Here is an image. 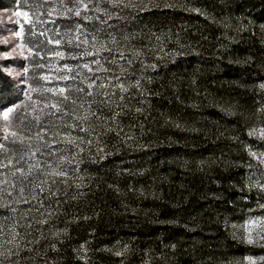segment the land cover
Listing matches in <instances>:
<instances>
[{
	"label": "trees",
	"instance_id": "16d2710c",
	"mask_svg": "<svg viewBox=\"0 0 264 264\" xmlns=\"http://www.w3.org/2000/svg\"><path fill=\"white\" fill-rule=\"evenodd\" d=\"M84 3L77 17L70 0H0V10L28 14L25 57L5 61L21 78L0 66V110L30 105L29 86L68 85L77 101L65 106L68 116L40 113L54 153L41 146L45 154L32 158L42 172L17 179L16 155L0 152V164L12 159L0 167V264H246L264 255L231 227L264 203V167L250 155L264 153V139L248 134L264 128V0ZM78 24L89 44L69 49ZM41 31L53 39L58 31L66 56L83 48L99 55L61 60ZM64 64L75 79H56Z\"/></svg>",
	"mask_w": 264,
	"mask_h": 264
},
{
	"label": "snow or ice",
	"instance_id": "6c2138e0",
	"mask_svg": "<svg viewBox=\"0 0 264 264\" xmlns=\"http://www.w3.org/2000/svg\"><path fill=\"white\" fill-rule=\"evenodd\" d=\"M61 4L64 3V0H60ZM71 3L75 5H79V7L75 8V11L73 8L69 7L67 8L68 12H73L74 15L79 17L81 16V10L82 7L84 10L88 9V4L84 3V0H70ZM89 3H91V0H89ZM198 11V10H197ZM24 15L27 17V13H24ZM51 15V13H49ZM83 19L87 20L90 19V17L84 16ZM262 28H264V25H261ZM75 35L73 39H69L64 42L65 46L69 49H81L82 46L88 45L89 40L87 37V34H83L84 38L81 40V25H76L75 27ZM99 31V30H98ZM33 35H37V33L33 32ZM67 35V33H65ZM38 36H42L45 38L48 44H54L57 48V50H50L51 55L63 60L66 58L70 59H78L79 56L82 55H99V49L94 53L92 51H89L87 48H83V51L79 54L74 53V51H69L66 53L64 51L58 50L62 44V39L60 38V34L57 31L55 33L56 39H53L50 36H47L45 31H41L38 33ZM45 40H37V45H43L45 43ZM93 42H95L96 37H92ZM75 41V43H74ZM35 46V45H34ZM103 47V46H102ZM104 51H111V49L103 48ZM31 52L32 50L29 49ZM36 56H40V52H35ZM123 57V53L120 54ZM95 64H99L98 60L93 61ZM44 65H40V67H43ZM82 67L88 69L89 72H92L93 69L88 65L84 64ZM153 69H155V65L151 66ZM63 69L67 70V73L65 75L56 77L58 80H68V79H75V77L70 76L69 74L73 72V67L64 64L62 65ZM42 80L48 82L49 84L52 83L51 77L45 75L41 77ZM116 79H119L117 77ZM95 81L88 84V88L91 89L94 85ZM139 83V82H137ZM98 87H104L103 84L99 85ZM120 88L122 91L126 90L124 88L123 84H120ZM259 88L261 90H264V82L259 84ZM77 92H83L82 88H77ZM37 92L39 93L40 97H43V100H33L31 93ZM25 95L28 97V100L31 101L30 105H23V106H13L8 107L6 109L0 110V119L4 121L3 125V131L6 133L2 139L5 141H8L9 143L6 145L4 143H0V152L5 153H14L16 155V165H20L19 167L13 165L14 170L12 171V176L16 177L17 173H19V177L17 179H23L25 181L29 180L30 177L33 176L34 172H42L43 170L40 167V161L37 159L35 163L31 162L32 158L36 157L37 153H41V155H44V152H41V146L44 149H48L47 155L51 156L53 155V151L51 150V143L45 139L46 136L49 135L51 128L49 126H45L42 123V117L40 113H43L45 116H51L56 114H61L63 116H68L70 113L66 110V105H76L77 101L75 99H72L71 97V86H64L60 87L59 85H54L51 87H44L41 85L39 88H33L29 86L28 92L25 93ZM88 96L92 95V92L89 91L87 93ZM55 99L54 102L49 103L48 101L52 100V98ZM17 107H22L21 111H17ZM30 108L33 115L31 116V119L28 118V113L24 111L23 109ZM261 112H264V107L260 109ZM59 118V117H58ZM73 119H77L76 117H73ZM14 124H19L21 127L14 128ZM54 126V125H53ZM63 127L67 128L69 127L67 124L63 125ZM176 127H180L179 124L176 125ZM33 128H38L39 130L35 133H32ZM81 131H88V129H80ZM30 134H25V133ZM250 136H257L260 139H264V128L256 129L253 128L248 133ZM52 135L56 137H62V141H66L68 143H72V139H70V134L62 135L60 131H56L52 133ZM36 140L38 143L35 146V150H33V144L32 141ZM11 145H16L17 147H11ZM28 151L31 153L30 157L28 159L25 158V152ZM253 157L260 159L262 163H264V153L259 154L257 156L256 153H250ZM63 159V157L61 158ZM23 162V163H21ZM9 165H12V159L9 158L8 162L6 164H0V167L7 168ZM46 167L51 168V165L45 161ZM53 176H67L66 171H52L51 173ZM7 183V180L4 181ZM55 183V181H53ZM259 188L261 191H264V184L259 185ZM45 191V189L41 188V192ZM261 208H264V204L260 205ZM231 227L233 229H237V225L232 224ZM239 228L243 229L244 235L239 237L242 242H246L249 244L255 243V239L253 238V230L259 229L257 231V235H260V232H264V217H255V218H249L244 225H240ZM233 236L235 238V232L233 233ZM261 239H264V236H260ZM83 247V246H82ZM172 247H175L174 245ZM116 255H121V253L117 252ZM248 262V264H257V261L252 257H246L245 258ZM261 260H264V257L261 258Z\"/></svg>",
	"mask_w": 264,
	"mask_h": 264
},
{
	"label": "rangeland",
	"instance_id": "374dc122",
	"mask_svg": "<svg viewBox=\"0 0 264 264\" xmlns=\"http://www.w3.org/2000/svg\"><path fill=\"white\" fill-rule=\"evenodd\" d=\"M24 13L27 12L17 8L0 10V66L5 72L14 76L17 79L21 78L22 71L18 70L17 68L6 65L5 61L8 59L25 57V49L21 42L22 40L21 28H22V20H28V15L26 17ZM3 125H4V121L0 119V133H4ZM262 165L264 167V163H262ZM250 217L251 218L264 217V208L259 207V212L250 213L242 221L234 223L238 227L237 229L232 228V234L235 232V237L238 240H241L239 239V237L245 234L243 229L239 228V226L244 225L245 222ZM257 231H259L258 228L253 230V238L255 239L256 242L252 244L258 246L259 245L264 246V239L260 238V236H264V232H260V235L258 236L256 234ZM262 257H264V255H260L252 258H254L257 261V264H264V260H261ZM245 261L246 264H248L246 259Z\"/></svg>",
	"mask_w": 264,
	"mask_h": 264
}]
</instances>
